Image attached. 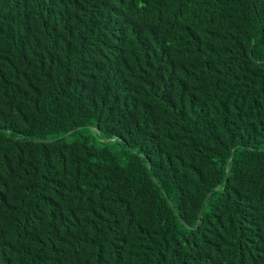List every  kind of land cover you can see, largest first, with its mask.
<instances>
[{
    "label": "trees",
    "instance_id": "trees-1",
    "mask_svg": "<svg viewBox=\"0 0 264 264\" xmlns=\"http://www.w3.org/2000/svg\"><path fill=\"white\" fill-rule=\"evenodd\" d=\"M0 264H264V0H0Z\"/></svg>",
    "mask_w": 264,
    "mask_h": 264
}]
</instances>
